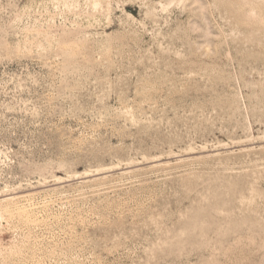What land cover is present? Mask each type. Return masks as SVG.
<instances>
[{"label": "rangeland", "instance_id": "rangeland-1", "mask_svg": "<svg viewBox=\"0 0 264 264\" xmlns=\"http://www.w3.org/2000/svg\"><path fill=\"white\" fill-rule=\"evenodd\" d=\"M0 264H264V0H0Z\"/></svg>", "mask_w": 264, "mask_h": 264}]
</instances>
